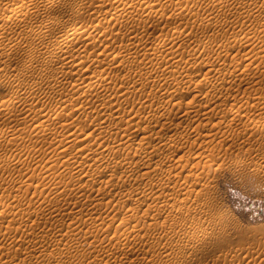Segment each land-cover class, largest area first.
<instances>
[{"label":"bare ground","instance_id":"bare-ground-1","mask_svg":"<svg viewBox=\"0 0 264 264\" xmlns=\"http://www.w3.org/2000/svg\"><path fill=\"white\" fill-rule=\"evenodd\" d=\"M251 1L250 3L245 1L244 4L241 3L242 0H240L241 4L232 1L225 5L220 1L222 4L218 3L222 6L218 3L211 5L213 7L216 5L212 10H217L219 7L223 10L234 9L238 16L243 18L251 12L254 13L256 6H264V0ZM3 2L4 0L1 2L2 5ZM175 2L177 0H165L164 3L161 0H13L12 4L15 5L13 4L14 7L12 6L11 9L12 17L20 19V21L16 20L15 24L10 20L11 15H9L10 19L6 18L5 13H2L3 10L0 9V55L9 57L12 50L15 49V53L19 54L20 51L16 52V48L21 49L29 56L28 59L27 55L23 54L29 61V63L25 62L28 64L26 70L33 67L37 69L38 66L41 67L40 70L42 69L40 72L37 71L36 79L30 82L31 84H27L26 92H30L29 98L32 97V100L26 98L24 101L26 108L22 106L26 116H29L32 122H36L34 128L28 129V133L24 129L27 133L25 135L34 142L33 146L21 153L10 152L0 155V165L10 167L21 164L30 172L29 176L27 172L28 177L23 176L24 178L13 174H0V231L2 223L9 215H12L9 222L16 220L20 225H28L30 221L34 226L40 227L51 225L46 224L48 221L65 224L67 220L85 218L82 222L83 229L89 230L96 224L101 226L96 235L100 234V230L105 231L107 226L118 221L115 233L120 234L126 242L123 246L109 244L105 253L107 257L113 258L114 264H118V260L124 257L122 255L128 257L134 253L133 248L137 246L135 237L140 228H137V224H132L131 227L127 225L139 212L150 209L151 204L143 208L144 203H141L142 200L147 199L149 193L157 203L173 199V206L177 203L176 195L179 194V191L175 192L177 190H184V193H193L195 196L204 194L187 181H176L171 192H165L167 188L164 183L159 184L157 189H154V186L142 187L141 184L155 177L162 178L173 168L178 167L187 154H192L186 146H184L187 148L186 154H183V146L175 147L176 139L183 136L186 128H193L194 141L201 136L205 139L221 137L218 131L202 133L198 125H195V121L201 118L203 129L208 131L220 129L225 117L222 116L223 119L220 117L212 123L213 120L208 114L220 106L219 101L223 96L221 88L225 85L224 81H221L224 84L221 90L216 86L219 85L217 82L225 74L227 76L228 73L232 74V69H226L228 60L229 66L233 65L234 69L239 63H242L243 67L235 74V78L232 77L234 74L231 76L234 80L230 79L229 83L239 80V86L243 84L249 87L251 77L249 73L260 77L259 69L264 64V19H260V16L254 17L257 19V23L255 22L257 28L254 31L230 36L217 32V36L208 42L218 44L214 59L211 60L205 57L203 52L207 49V45L204 50L205 45L200 44L191 45L184 51L178 50L177 45L178 49L174 48L173 42L181 44L190 36L188 34L193 25L189 26L190 30L186 27L188 29L182 31L174 27L172 32L175 34L174 36L172 34L171 38L165 37L166 33L161 34L163 31L156 35L154 34L156 32H153L154 36L145 33L147 31L144 26L149 22L154 21L158 27L165 28L168 24L166 15L169 18L177 17V13L172 8L167 9L168 6L176 5ZM259 2L262 4L259 5ZM60 3L62 6L66 5L71 13L79 15L82 20L73 19L71 22H64L63 26L60 25L59 19L51 13L52 9L61 5ZM142 7L148 12L135 23V16ZM154 7L158 8L154 9ZM92 8L100 12L98 16L96 12L94 13L96 19L99 16V19L108 16L113 21L115 19L117 24L110 27L115 28L119 25L118 31L87 24L89 20H85L84 16H87ZM185 9L187 12L192 11L191 6L188 5ZM8 10L10 11L7 9V12ZM2 14L5 20H2ZM38 18L41 24L31 26L23 23L28 19L31 24ZM109 21L111 20H108V23ZM198 22L203 28L206 27L205 29L223 24L211 14L199 18ZM142 25L143 29L142 27L140 29ZM107 26L109 27V24ZM17 27L22 28L25 36L16 35L12 38L14 36L12 34L10 38L8 35ZM54 27L58 28V34L52 31ZM169 40L173 41L172 45ZM96 41L100 42L101 53L98 52L91 58H84V50L87 51L89 42L95 44ZM5 47L10 48L8 54L4 51L7 50ZM256 55L260 56L259 60ZM255 60L258 62L253 65ZM97 66L103 68L100 71L98 68L96 74H85L88 67L97 68ZM190 66L193 70L189 69ZM59 69H62L60 74H58ZM261 71L264 73L263 69ZM14 75L12 77L15 78ZM46 87L47 90L50 89L49 92L45 90ZM258 95L253 99L256 105L264 103V92L258 91ZM226 96L223 98L225 99ZM215 97L217 98L214 99ZM20 101L19 104H23ZM15 102L11 97H0V109H7ZM227 102L224 103L229 105L235 103ZM240 102L244 101L240 100ZM239 108L238 110L241 111ZM227 109L229 110V107ZM227 111L229 116L232 111L230 113ZM239 111L233 115L236 125L247 121L246 116ZM21 113L19 112V115ZM260 122L264 124V120ZM208 124H210L209 129ZM23 131L18 133L2 129L0 140L5 138L11 141L10 144H16L15 142L18 144L19 140L25 139ZM37 156L41 157L34 160ZM46 157L48 159L45 164L39 166ZM164 160L165 162L161 163ZM119 169H121L120 179L124 181L132 178L136 185L123 188L121 184L114 182L113 177ZM36 175L48 178L51 182L46 185L39 181L38 185L43 187H35V189L40 190L41 196L37 198L36 195L24 196L22 191L31 184L29 181ZM122 198H131L135 202H140L131 209L129 217L122 216L117 208L116 202ZM185 200L186 197L180 200L179 207L184 206ZM206 214L207 210L204 207L198 209L199 216ZM180 226L183 227L184 224ZM207 232L204 224L197 222L182 232L175 243H163L151 238L147 246H155L157 257L165 264L171 262L170 257L173 255H178L177 264H207L206 253L190 258L193 253L184 251L192 243L202 240ZM190 233L192 235L187 239ZM56 236L54 229H41L21 235L19 238L7 236V239L14 245H20L28 240L30 245L26 248L36 253L42 249L43 243ZM229 236L230 233H222L218 237L222 245H214L213 249L225 254L240 255L243 246L224 245ZM245 258L246 255L238 263L231 264H245ZM139 261H142V258L137 255V260L131 264H140Z\"/></svg>","mask_w":264,"mask_h":264},{"label":"rangeland","instance_id":"rangeland-1","mask_svg":"<svg viewBox=\"0 0 264 264\" xmlns=\"http://www.w3.org/2000/svg\"><path fill=\"white\" fill-rule=\"evenodd\" d=\"M2 1L3 0H0V9H2L3 11L5 9V12L2 11V13H5V17L10 19L13 16L11 14V9L14 7L15 2L13 3V5V0H8L9 3L7 0H4L2 5ZM220 1L224 2L223 0ZM220 1L177 0V2H175L176 5L167 7V9L172 8L174 12L177 13V17L169 18L166 15L168 24L165 28H160L161 26L158 27L154 21L149 22L144 26V29H146L147 31L145 33H151L148 34V36H154V34L156 35L158 34V32L161 33L163 31L161 34L164 35L166 33L167 35L165 34L164 36L170 37L172 36V34L173 36L175 34L172 32L174 27H178L180 31H182L183 29L188 28L190 30L191 27L189 26L193 25L192 30H190V33L188 34L190 36L186 38L183 43L178 44L176 42H173L172 40H169L171 41L170 45H172L171 43L173 42L174 48H179L178 50L181 51H184L185 48L186 50H188L191 45L194 44L196 46L198 44L205 45L203 46V50L208 46L207 49L203 51L204 55L205 57L211 58V60H213L218 44L208 43L211 38H214L215 36H217V34L222 33H224L222 35L230 36L235 33L240 34L247 31H254L257 28V24H255V22L257 23V19L254 17L260 16V19H264V6L262 7V2H259V5H261L262 8L259 6L255 7L254 13L256 15L251 12L250 14H252V18L250 17V14L242 18L238 16L234 9L228 8L227 10V8H224L226 10L225 11L219 7L217 10H212V8L216 7V5H214V7L212 5L218 2L221 3ZM225 1L226 2L223 3L224 5L226 3H231L232 1L238 2L239 4H244L245 1L246 3H250L251 0H242L243 2L241 3L240 0ZM161 2L164 3L165 0H161ZM60 4L61 5L51 10V13L59 19L60 25L63 26L64 22H71L73 21V19H79V21L82 20L79 15H75L73 14V12L71 13L67 9L66 5L62 6V3ZM221 4H219V6ZM250 4H252V1ZM187 5L188 7L191 6L192 11H186L185 8H187ZM3 6H5L7 9H10V11L8 10L7 12V9ZM41 8L43 10V7ZM157 8L158 7H154V9ZM24 10H26V8ZM91 10L89 12H91ZM160 11L161 10L159 9V14ZM89 12L87 16H84L85 20H89V23H87L88 21L83 20L87 24L108 30H110L109 28H113L112 31L114 32L118 31L117 28L119 27V25L115 27L116 30L114 27H110L117 24V21H115V19L114 21L112 18L109 19L110 16L102 19H99V16L98 19H96L100 12L94 11V9L92 10L91 14H94L95 12L96 15L98 14L96 17L95 14L89 15ZM147 12L148 10L145 7L140 8L138 14H136L135 16V23L139 22V19L144 17ZM209 14L221 20L223 22V24H221L222 26L219 25L208 27L207 29H205L206 27L203 28L202 25L198 24L199 18H203ZM9 15H11V17ZM3 16L4 15L2 14V17ZM5 17H3L2 20H5ZM239 17L241 18V20ZM14 19L15 18L13 17L10 19L12 22H14V24L16 23V20L20 21V19ZM107 19L111 20L109 22H112L113 24L111 23L110 25ZM27 20L23 22L26 25L35 26L41 24L39 18L34 21L32 20L33 22L31 21V24ZM225 21H227V23H225ZM106 24H109V27ZM141 27L143 29V25L139 28L141 29ZM18 28L19 27L15 29L16 32L14 30V32L12 31L8 36H10V38L12 34L14 35L12 38L16 37V35L25 36L22 28ZM52 31L54 32V34L59 33L57 27L52 28ZM19 32H22L23 34H19ZM153 32L156 33L153 34ZM119 35L120 37H122L121 34ZM95 44H93V42H89V44L87 45V51L86 49L84 50V58H91L95 56L96 53H101V45H99L100 42L96 41ZM176 45L178 46V48L176 47ZM179 45L181 47H179ZM4 51L8 54L10 48H7V50ZM16 52H18L19 54L15 53V49L12 50L11 54H9V57L11 59L8 56H6V58L5 56L0 55V97H11L14 98V100L17 102V104L15 102L13 105H10V110L9 108H7L8 110L0 109V130L2 131L3 129V131L8 130L9 132L20 133L25 129L28 133V129H32L31 127L34 128L33 125H35L36 122H32V120H30V117L26 116V113H24L25 99L28 98L32 100V97L29 98L30 92H26L28 91L26 90L28 87L27 84H31L30 82L36 79L37 71L39 70L38 72H40L42 69L40 70L41 67L38 66L36 67L37 69L33 67L34 70L33 68H28L26 70L25 67L28 65L27 63H29L28 54L24 50L17 48ZM23 54L25 56L27 55L26 57L28 59L24 58L25 56H23ZM256 57L258 60L260 59V56L256 55ZM258 60H255L253 62V65H255ZM227 62L226 69H232V74L228 73L230 75H228L229 77L227 76V74H225L224 76L226 78L222 75L223 78L221 77V80L217 82L219 85L216 84V86L219 87V90H223V96H220L222 99H224L223 97H225V95H229V97L226 96L227 100L226 98L224 100H220L219 98L220 106L211 110L214 114L211 113V111L208 114L209 117H211L213 120L212 123L219 120L220 117L221 119L225 117L222 120L220 129H212L208 131L207 129H203L201 118L195 121V125H198L202 133H214L218 131L221 137H212L210 139H205L203 136H201L200 138H198V140L194 141L192 138L195 135V132L192 131L193 128H186L183 136L176 139L177 145L175 147L183 146V154L185 153V150L187 151L188 148L189 150H191L192 154H187L188 156L186 155L185 158H183V161L178 167L173 168L162 178L155 177L151 180L144 181L141 184L142 187L148 188L154 186V189H157L159 184L164 183L167 188L165 192H171L172 186L176 181H187L189 184L197 187L202 192H204V194L195 196L193 193H184V190H177L175 191H179V194L175 193L178 194L176 195L177 203L173 206V199L164 200L157 203L154 200L153 196L149 193L147 195V199L142 200L143 202L141 203L145 204H142V206H144L143 208H146L148 206L147 204H151L152 206L150 207V209H148L147 211L139 212L135 216V219L127 225L128 227H131L132 224H137V228H140V231L135 237L137 241V246L133 248L135 254L133 253L132 256L128 257L122 255L124 257L122 258V260H118V264H131L133 261L137 260V255L142 258L143 262L139 261L140 264H165V262L161 261V259L157 257V248L155 246H147L148 240H150L151 238H155L159 242L175 243L182 232H184L197 222L203 223L208 232L202 240L194 242L189 247H186L184 249V251L193 253L190 258H196L206 253L208 256L207 264H231L232 262L238 263L239 260L242 259L244 255H246L245 264H264V124H261L260 122L261 120H264V103L256 105L254 104L253 100L255 97H258L260 95V93L258 95V91H261V93L264 92V73L263 71H261L262 69L264 70V64L260 67L261 70L259 69V76L262 77L260 78L253 75V73H249L251 74L249 75V77L251 76L252 79L250 77V83L248 84L250 86L246 87L243 84L239 86V80L232 83L234 86L229 83V80H232V77L235 78V74L240 72V70L243 68L241 66L242 63H239L240 65L238 64L236 66L237 68L235 67L236 69H234L232 67L233 65L230 64L229 66V60ZM102 68L103 66H97V68L88 67V73L87 70H85V74H96L95 72H97V70L100 71ZM23 69L25 70L23 71ZM189 69L193 70V67L190 66ZM61 70L59 69L58 74H60ZM19 71H23L24 73H19ZM13 75L15 76V78L12 77ZM22 80L25 81L24 84ZM221 81H224L225 85ZM227 82L228 84L226 85ZM229 84L232 87H230ZM223 85L224 87H222ZM45 90H47V87L45 88ZM47 91L49 92L50 89L48 88ZM21 96L23 99L21 98ZM55 98L57 99V97ZM216 98L217 97H215L214 99ZM16 99H20L21 101H19L23 102V104L20 103L21 107L19 101ZM240 100H243L244 102L242 103L240 102ZM223 101H228L227 103H235H233V105L230 103L229 105L224 103ZM23 105L24 107H22ZM233 106H235L236 108H233ZM228 107L229 110L227 109ZM230 107L233 109L230 110ZM238 107L241 108H239L241 111L238 110ZM234 109L236 110L235 112L233 111ZM226 111L228 113L232 111L230 113L232 115L228 114L229 116H227ZM238 111L242 112L246 116L247 121L239 122V124L236 125L235 120H233V115H235V113H237ZM16 112L18 113V116ZM19 112L21 113L20 115ZM25 116L26 118H24ZM208 122L210 123L211 121L209 120ZM210 124L207 125V128ZM25 130L23 131L25 139L22 138V140H19L21 142L19 143L18 141V144L17 142H15L16 144H10L11 141L6 140L5 138L1 139L0 155L8 153L10 154V152L21 153L24 150L32 147V143L34 142H32V140L30 141L28 136L25 135L27 134ZM41 144L43 143H39V145ZM184 146H186L187 148H184ZM38 157L40 158L41 156H37L34 160H37ZM47 159L48 157L43 159V162H40L39 166L42 167ZM164 162L165 160L161 163ZM25 171V168L21 164H17V166L12 165L10 167L0 165V174L3 175L13 174L17 177L20 176L21 178L28 177L30 172ZM26 173L28 174V176ZM24 174H26V176ZM120 174L121 169H119V171L114 175V182L121 184L123 188H128L132 185H136L134 179L132 178L125 179L124 181L120 179ZM39 181L45 183L46 185L51 182V180L48 178L36 175L34 179L29 181L31 184L22 191L24 196L30 197L36 195V198L41 196L40 190L35 189V187H43L42 185H38ZM183 197H186L185 204L183 207H179L180 200ZM139 203V201L135 202L131 198H122L120 201L116 202V205L122 216L129 217L131 209L134 206H137ZM200 207H204V209L207 210L206 215H198V209ZM10 219H12V215H9L7 219L4 220L0 231V264H114L115 262L113 258H109L105 255L106 250L108 249V245L118 244L119 246H123L126 242L120 234L116 235L115 233V226L118 221L114 222L110 226H107L105 231L100 230V234L96 235L101 226L96 224L91 229L85 230L82 228V222L85 220V218L67 220L65 224H61L55 221H48L46 224L51 225H44L42 227L34 226L30 221L28 225H20L16 220L9 222L8 220ZM181 224H184V226L181 227ZM41 229H54V231L57 233V236L43 243L42 249L36 253L33 251H28V248H26L30 245V242L28 240L20 245H14L9 239H7V236L19 238L21 235L34 233V231ZM222 233H230L229 238L226 239L227 242L224 243L225 246H229L231 244H238L243 246V250L239 253L240 255H232L231 253L225 254L213 249L214 245H222V242H220L218 239V237ZM191 235L192 234L190 233L187 239H189ZM248 250H250V252H248ZM170 258L171 262H169V264H177L176 261L178 255H173Z\"/></svg>","mask_w":264,"mask_h":264}]
</instances>
